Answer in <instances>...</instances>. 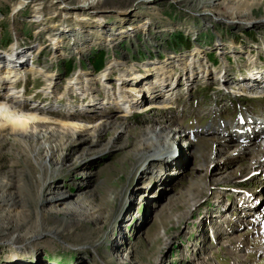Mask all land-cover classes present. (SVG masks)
Wrapping results in <instances>:
<instances>
[{
  "label": "rangeland",
  "instance_id": "obj_1",
  "mask_svg": "<svg viewBox=\"0 0 264 264\" xmlns=\"http://www.w3.org/2000/svg\"><path fill=\"white\" fill-rule=\"evenodd\" d=\"M101 11L105 19L95 17ZM46 36L52 44L42 51ZM17 51L30 70L10 89L20 109L40 105L46 109L38 116L64 124L97 117L96 127L107 131L50 139L38 154L22 153L37 146L33 134L31 144L0 135V182L17 185L1 195L17 199L30 183L56 180L87 219L62 213L67 235L44 233L32 246L0 240V264H264L262 219L239 211L242 195L252 207L245 214L262 205L253 196L264 201V128L245 129L264 124L249 115L264 117V98L226 100L232 84L264 92V0H0V61H16ZM194 55L195 65L185 64ZM146 68L148 79L160 72L157 94L145 87L138 101L120 96V76L147 79ZM155 97L167 107L146 111ZM12 105L0 98V114ZM168 123L180 129L173 139L147 140ZM131 132L145 133L137 148ZM144 144L150 147L142 151ZM103 197L110 198L106 220L89 223ZM11 203H1L0 220L19 211Z\"/></svg>",
  "mask_w": 264,
  "mask_h": 264
},
{
  "label": "bare ground",
  "instance_id": "obj_2",
  "mask_svg": "<svg viewBox=\"0 0 264 264\" xmlns=\"http://www.w3.org/2000/svg\"><path fill=\"white\" fill-rule=\"evenodd\" d=\"M30 1L36 5L38 3V0H30ZM67 6L69 7L71 5L68 4ZM43 12H45V10H43ZM104 13L105 12L101 11L100 13L95 14V17H98L100 19H105L106 16ZM48 20L49 19L46 18L44 22L41 21L40 25L46 23V21ZM62 23H63L62 27L67 28V19H64ZM101 23L104 24V21H101ZM101 29H102L103 35L108 33V31L106 32L104 28H101ZM42 30L43 29L39 30L37 37L42 36V33H43ZM66 31L69 32V28L63 31L62 36L65 33L68 34ZM116 35L117 34H113V36H116ZM51 38L52 37L50 36H46V38L42 40V43L44 42V45L42 46V49H41L42 51L46 48V46L52 44V42L50 43ZM112 38L113 37L111 36L107 37V39H112ZM47 49L50 50V47H47ZM15 55L16 57H18L16 58V61H14V59H11L9 63H5V64L3 61H0V75H4L3 78L5 76L7 78H10L8 83H6L0 76V98L5 97V101L11 102L13 104L12 105L13 108H9L3 111L2 114H0V135L2 133L9 132V134H12L15 136L14 137L15 139L21 140L22 142H25L27 144L33 143L31 142L32 137H29L30 134H33L34 136H36V141H34L36 142V145H37L36 147L33 145L31 146L28 145V147L26 146L27 148L24 146L22 149L23 154L24 153L28 154L29 152L36 153L38 145H39V148H42L44 145L43 142L45 141L47 143L50 139H54V138L62 139L66 137L77 139V138H82L81 135L85 137L87 134H91V135L96 134L97 136H99V135H102L103 132L107 131L103 129L104 124L102 126H99L100 128L96 127L97 123L95 122L98 121L99 119L97 117H93L94 119L91 118L89 119V121H85L81 123L66 122L64 124L61 122V120H58L55 117H52L51 120H48L42 117L41 115L38 116L37 115L38 113L36 112L46 109V108L41 107L40 105L37 106V110L30 109L31 111H24L20 109L19 108L20 104H18L16 99L11 97V96H16V93L13 92L12 94H10L11 93L10 89L14 88L15 87L14 83H16V81H18L21 78V77L19 78L20 72L22 71L28 72L30 70L23 67L24 65L23 63H19L20 61L22 62L24 60L23 53L17 51L16 54H14L13 56ZM190 59L192 60L189 61V58H188L187 59L188 61H186L185 64L191 63L195 65V63L197 62L196 60L198 58H196V55H194V56H191ZM184 68L185 67H182V69ZM145 70L147 72L146 74L148 75L147 79L145 78L146 80L139 79V78L138 80L134 76L130 78H127L126 76L124 77L120 76L119 80L123 81V84H121L122 92L120 93L121 94L120 96L128 100H134L136 99L137 96H139L140 92H143L145 90V87L153 88L154 89L153 92L157 94L161 86L154 85V82H157L160 79H162L160 72L157 70L158 72L155 75H153V78H157V80H153V79H148L151 75L150 71H148V68H146ZM184 73H186V71H184ZM137 77H141V76H137ZM152 80H153V84L151 83ZM126 83H129V84H126ZM84 85L82 86L79 83V85H77V88L81 86L82 88L80 90H83V92H86L88 91V88L84 87ZM64 89L65 91L63 92V94L59 95V100L64 99L67 95L66 94L67 85L65 86ZM239 90H241V88ZM112 94H114V92ZM82 97L85 98L87 97V95L83 94ZM146 98H148V96ZM155 99H158V100L157 101L152 100L146 105L145 107L146 111H154V109H157L158 107H162V106L167 107V105H163V103L162 104L160 103L161 102L160 98L155 97ZM136 100L138 101V98ZM263 116H264V112H263ZM168 124H169L168 126L169 129L165 131L156 130V127H155V129H153L151 132H149L148 135H146L147 140L157 139L161 142H164L166 140L173 139V137L180 131V129L177 127H171L170 123ZM131 134L135 137L134 148H137L139 144L144 142L143 139L141 138L145 136V133H142L141 136L140 135L136 136L134 135L135 133L133 134V132H131ZM92 141L93 140L91 139L90 142ZM216 141H221V140L216 139ZM260 144H261L260 147L261 148L263 147L262 151L264 152V142ZM144 147L149 148L150 146H148V144H144L143 147L141 148L142 151L144 150ZM251 148L252 147H249V149ZM157 149L161 150V147L158 146ZM138 150L140 149H137V152ZM38 156H40V154ZM27 162L29 164V160ZM30 168H32L31 164H30ZM61 183L62 182H59L56 180H50V181H47V183H42V181H40L39 184L30 183L24 186L23 188L19 189L21 190V193L19 194V196H17V199H13V197H11L8 194L6 195L0 194V206H2L1 203L4 204L5 206L10 205L12 204L11 203V200H12L14 201L13 205L15 204L19 210L16 214H13L14 212L10 213L4 220H0V240L5 239L6 241L4 243L5 245L7 244L10 245V242L23 241V243H15V244H18V245L23 244V246H32L35 243L42 242L41 239L44 233H50V234L52 233L51 235H49L52 237H57L59 235H67V229L69 227L68 226L69 222L67 221L68 219L66 220V217L64 218V216H62V213L65 216L72 217L70 218L72 220L75 219V220H79L80 222L87 221V219H83L81 221L78 218V216L80 215L78 209L72 204L67 203L68 200H65V198L68 196V194L63 195L61 193H58L57 188L60 187ZM9 185H13L17 187L16 184H10L9 181L7 183L0 182V190H2L5 186H9ZM85 190L86 189H83V191ZM58 199H62V200L58 202L59 201ZM109 200H110L109 197L102 198V203L105 209H103V205L100 206L99 204V206H97V208L95 209L98 216H95V215L88 216L87 218L89 220V223H97V220H100V217H102L103 219L102 221L106 220L107 211H108L106 207H107V203L109 202ZM45 202H49V204H54V203L56 204V202H58L61 205L54 209L53 208L52 209H43V208L41 209L40 205L44 204ZM102 210L103 211L105 210L106 214L99 215L102 212ZM72 220H69V221L76 223L75 221H72ZM12 232H16V235L13 236ZM49 236L46 237V239H48L47 241H50ZM27 255L30 256L32 260L34 259V261L36 262L39 260L36 258V255L32 253L31 255L30 254H27Z\"/></svg>",
  "mask_w": 264,
  "mask_h": 264
}]
</instances>
